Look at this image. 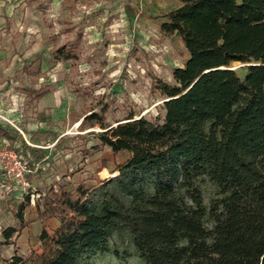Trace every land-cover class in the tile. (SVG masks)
Returning <instances> with one entry per match:
<instances>
[{
    "label": "trees",
    "instance_id": "trees-1",
    "mask_svg": "<svg viewBox=\"0 0 264 264\" xmlns=\"http://www.w3.org/2000/svg\"><path fill=\"white\" fill-rule=\"evenodd\" d=\"M179 1L161 28L180 37L188 56L174 83H155L162 112L109 123L100 105L75 120L81 130L98 125L103 145L128 153L111 187L98 203V182L38 190L37 219L63 224L42 264H94L96 253L146 264H264V0ZM58 52L73 55L70 46ZM0 135L16 137L18 153L37 151L18 130L0 127ZM208 180L215 194L207 204ZM24 212L21 203V228ZM17 231L4 228L0 245ZM124 232L125 245L114 239ZM0 264L31 263L15 253Z\"/></svg>",
    "mask_w": 264,
    "mask_h": 264
},
{
    "label": "rangeland",
    "instance_id": "rangeland-1",
    "mask_svg": "<svg viewBox=\"0 0 264 264\" xmlns=\"http://www.w3.org/2000/svg\"><path fill=\"white\" fill-rule=\"evenodd\" d=\"M180 4L0 0V127L18 130L37 149L21 150L27 171L17 177L9 153L21 142L0 135V240L4 228L18 229L10 243L0 245V263L18 253L31 264H42L50 254L51 238L63 224L55 217L37 219L38 190L54 183L72 190L80 182H98L92 200L98 203L102 187H111L119 174L116 165L128 153L103 145L98 125L81 130V121L75 120L100 105L107 108L109 123L130 114L154 118L162 112L164 99L155 83H174L173 69L188 56L180 37L161 28L163 15ZM62 46H70L73 55L60 54ZM41 91L46 94L37 96ZM201 186L208 204L215 188L209 180ZM30 189L32 202L27 204ZM21 203L26 223L22 228L14 216ZM43 228L47 236L40 239ZM114 239L124 245L130 240L126 232ZM93 262L146 264L135 255L121 261L111 253H96Z\"/></svg>",
    "mask_w": 264,
    "mask_h": 264
},
{
    "label": "built area",
    "instance_id": "built-area-1",
    "mask_svg": "<svg viewBox=\"0 0 264 264\" xmlns=\"http://www.w3.org/2000/svg\"><path fill=\"white\" fill-rule=\"evenodd\" d=\"M12 161L15 163V167L17 169V172H16V176L17 177H20V178H23L24 177V173L27 171V166L26 165H23V161H22V157L19 155V153L15 150H11L10 153H9ZM38 163L35 164V169H37L38 167ZM24 183H27V182H24Z\"/></svg>",
    "mask_w": 264,
    "mask_h": 264
},
{
    "label": "water",
    "instance_id": "water-1",
    "mask_svg": "<svg viewBox=\"0 0 264 264\" xmlns=\"http://www.w3.org/2000/svg\"><path fill=\"white\" fill-rule=\"evenodd\" d=\"M243 65H245V63H236V64H234V65L232 66V68H237V67H239V66H243Z\"/></svg>",
    "mask_w": 264,
    "mask_h": 264
},
{
    "label": "crops",
    "instance_id": "crops-1",
    "mask_svg": "<svg viewBox=\"0 0 264 264\" xmlns=\"http://www.w3.org/2000/svg\"><path fill=\"white\" fill-rule=\"evenodd\" d=\"M3 128V127H2ZM5 129V128H4ZM10 129H12V128H8L7 130H10ZM2 136H4V135H2ZM5 137V136H4ZM25 140V139H24ZM21 144V143H20Z\"/></svg>",
    "mask_w": 264,
    "mask_h": 264
}]
</instances>
